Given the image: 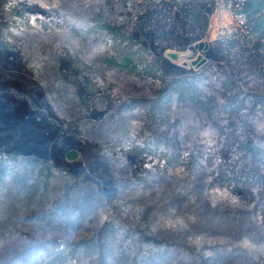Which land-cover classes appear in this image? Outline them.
Listing matches in <instances>:
<instances>
[{
    "label": "rangeland",
    "instance_id": "obj_1",
    "mask_svg": "<svg viewBox=\"0 0 264 264\" xmlns=\"http://www.w3.org/2000/svg\"><path fill=\"white\" fill-rule=\"evenodd\" d=\"M53 8L118 32L137 54L138 69L119 65L116 39L106 29ZM209 66L226 74L213 116L226 127L235 123L232 135L220 133L193 101L179 108L167 102L165 89L183 90V78ZM244 94L253 99L247 111L240 106ZM137 121L183 154L198 143L210 150L192 155L196 167L183 172L130 138ZM250 138L264 146V0H0V155L51 164L84 187L93 183L104 196L98 206L164 243L244 247L249 256L212 264H264V160L246 147ZM72 149L80 156L68 161ZM110 156L118 160L114 166ZM207 170L230 179L213 185ZM118 175L146 178L148 186L120 194ZM5 182L0 259L6 264L25 241L37 239L44 264L64 248L74 254L64 264H131L118 250L105 260L99 248L85 251L103 235L100 221L75 228L27 219L33 210L27 196Z\"/></svg>",
    "mask_w": 264,
    "mask_h": 264
},
{
    "label": "trees",
    "instance_id": "obj_2",
    "mask_svg": "<svg viewBox=\"0 0 264 264\" xmlns=\"http://www.w3.org/2000/svg\"><path fill=\"white\" fill-rule=\"evenodd\" d=\"M53 10L61 17L71 18L76 23L83 22V24L97 25L106 29L116 39V46L119 50L118 57L121 59V64L119 65L127 70L138 69L139 58L137 54L130 48L129 44L120 38L118 32L110 30L105 24L95 18H79L58 8H53ZM12 15L18 19L22 17V13L18 11H14ZM39 19L42 26L47 24V20L41 17ZM182 80L185 87L183 90H178L176 87L165 89V92H168L166 98L168 104L177 102V107L179 108L185 105L186 100L189 99L206 111L209 118L216 123L220 133L232 135L234 133L232 127H235V123L226 127L222 119L214 118L213 116L219 102L217 91L221 89V85L227 80L226 74L217 67L209 66L203 74L186 77ZM252 100L250 96L244 94L240 102L241 108H245V111H247L246 108L249 106L247 102ZM126 103L140 104L137 100H131ZM235 120L233 119L230 122ZM132 124L129 136L141 149L164 157L167 165L181 167L183 172H187L189 168L193 169L196 167V161L192 159V155L197 154L202 157L210 150L207 145L205 149H202L203 144L198 143L196 149H191L189 153L183 154L181 149L177 148L170 139L152 130L147 123L137 121ZM245 143L249 151L258 153L259 159L261 161L264 160L263 145L256 142L255 138H250ZM110 162L114 166L118 160L110 156ZM203 174L205 177L214 175L211 177L213 185H219L218 181L224 178L228 181L230 179V176H225L226 174H213L212 171L208 170ZM8 178L14 188H18L27 196L25 198L26 203L33 209L27 219H36L55 224L65 223L75 228L82 226L86 222L100 221L103 235L96 241L90 239L91 245L86 246L85 251L91 254L95 249L99 248L97 251L103 260L110 255V249L112 251H120L122 257L127 260L130 259L131 264H212L218 258L244 261L246 257H249L243 250L244 247L231 248L225 245L210 247L201 245L196 247V244H194L192 248H187L181 243H176L175 245L164 243L158 236H154L153 232L140 230L119 218L109 206H106V208L104 207L105 205L98 206V202H101L99 199H104V196L96 185L90 183L84 187L68 173L57 172L51 164L33 162L28 158L0 155L1 188L4 187L6 189L5 180ZM118 180L120 194H124L131 189L148 186L147 179L143 177L127 178L118 175ZM224 181L226 182V180ZM102 248L104 249L102 250ZM64 249H62L60 254L56 255L54 262L51 264H64L66 257L69 256L68 258H71L74 255ZM77 251H79L78 248L74 252L76 253ZM206 251H214L217 254V258L206 256Z\"/></svg>",
    "mask_w": 264,
    "mask_h": 264
},
{
    "label": "clouds",
    "instance_id": "obj_3",
    "mask_svg": "<svg viewBox=\"0 0 264 264\" xmlns=\"http://www.w3.org/2000/svg\"><path fill=\"white\" fill-rule=\"evenodd\" d=\"M72 235L74 236V233ZM19 251L21 255L12 257L10 264H44L46 253L39 239L25 241ZM0 264H6V262L0 259Z\"/></svg>",
    "mask_w": 264,
    "mask_h": 264
},
{
    "label": "water",
    "instance_id": "obj_4",
    "mask_svg": "<svg viewBox=\"0 0 264 264\" xmlns=\"http://www.w3.org/2000/svg\"><path fill=\"white\" fill-rule=\"evenodd\" d=\"M202 63H205V60H203ZM79 156H80L79 151L74 150V149L69 150V151L67 152V154H66V158H67L68 161L76 160V159L79 158Z\"/></svg>",
    "mask_w": 264,
    "mask_h": 264
},
{
    "label": "built area",
    "instance_id": "obj_5",
    "mask_svg": "<svg viewBox=\"0 0 264 264\" xmlns=\"http://www.w3.org/2000/svg\"><path fill=\"white\" fill-rule=\"evenodd\" d=\"M141 1H146V0H141Z\"/></svg>",
    "mask_w": 264,
    "mask_h": 264
}]
</instances>
